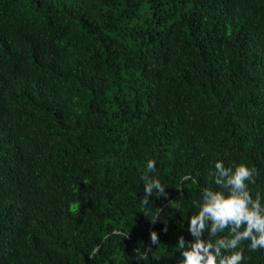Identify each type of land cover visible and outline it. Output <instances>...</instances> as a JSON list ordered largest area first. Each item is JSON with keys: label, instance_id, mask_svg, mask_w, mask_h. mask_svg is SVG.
Segmentation results:
<instances>
[{"label": "trees", "instance_id": "trees-1", "mask_svg": "<svg viewBox=\"0 0 264 264\" xmlns=\"http://www.w3.org/2000/svg\"><path fill=\"white\" fill-rule=\"evenodd\" d=\"M217 161L264 206V0H0V264H179Z\"/></svg>", "mask_w": 264, "mask_h": 264}, {"label": "clouds", "instance_id": "clouds-1", "mask_svg": "<svg viewBox=\"0 0 264 264\" xmlns=\"http://www.w3.org/2000/svg\"><path fill=\"white\" fill-rule=\"evenodd\" d=\"M155 167V161L147 162L148 173L154 172ZM210 174L221 190L204 188L201 200L194 202L198 212L189 218L190 226L187 229L193 239L185 240L183 236L179 238L178 248L182 255L179 264H242L244 255L237 249L243 241H250L251 251L264 248V206L259 194L253 199L247 183H255L254 170L244 164L234 169L226 168L222 162L217 161ZM142 180V203L145 206L149 204L154 192L157 198L167 196L159 179L145 174ZM225 229H229V237L220 238L219 234ZM205 232L208 233L207 238ZM213 237L217 238L213 240ZM150 239L153 245L159 244L156 231L150 233ZM151 249L148 247L143 253L135 250L136 260H146Z\"/></svg>", "mask_w": 264, "mask_h": 264}]
</instances>
